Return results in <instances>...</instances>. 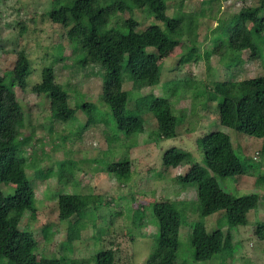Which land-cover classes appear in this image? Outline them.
Returning a JSON list of instances; mask_svg holds the SVG:
<instances>
[{"label": "trees", "instance_id": "trees-1", "mask_svg": "<svg viewBox=\"0 0 264 264\" xmlns=\"http://www.w3.org/2000/svg\"><path fill=\"white\" fill-rule=\"evenodd\" d=\"M213 1L203 2L205 5L209 4L208 13L213 9ZM166 2L56 0L49 11L50 20L61 24L66 29V36L76 41L71 51L74 62L80 65L96 63L102 69V93L106 106V116L102 119L106 124L104 137L108 148L114 143L124 145L123 148L126 146L127 149L132 147L136 144V137L147 129V121L153 127L148 131L151 141L177 136L175 103L180 99H190L193 110L197 102L201 104L198 108L202 110H207L211 103L217 113L218 125L264 140V75L237 80H213L203 84L196 77L183 74L167 80L160 94L152 90L142 92V89L158 84L160 56L174 48L183 37L195 38L198 17L204 14L205 5L201 4L198 9H180L168 15ZM218 6L211 15L214 18ZM132 8L145 12L158 23L140 28L137 21L129 16L116 27H107L115 14ZM215 24L216 52L221 59H232L223 67L224 70H233L232 67L237 66L241 52L252 57L263 55L264 0H257L254 6L241 7L225 19L217 18ZM184 59L194 60V52ZM11 72L12 80L20 87H25L30 64L24 51L16 54ZM124 82H129L130 88L124 89ZM31 90L42 96L43 102L60 115L62 127L69 131L60 135L62 141L69 140V136L77 133L81 134L99 119L78 124L75 107L69 105V91L55 80L50 65L43 67L39 81L32 85ZM22 119L23 112L15 94L0 75V183L8 181L13 185L10 195L4 194L0 189V258H5L8 264H74L69 256L70 241L73 236H77L81 215L87 214L95 218L92 211L84 212L86 205L78 194L62 190L58 193L57 216L59 221L67 223L57 254L44 255L37 247L31 230L27 226L18 228L24 212H29L31 221L35 220L36 214L34 190L26 174V168L33 166V160L28 163L24 149L15 144L19 134L18 124ZM223 129L205 132L195 139L202 153L200 161L194 160L189 151L174 145L161 153L162 162L168 167L189 165L187 171L176 175L173 181L177 183L175 186L180 185L194 192L195 206L200 205L201 214H217L218 218L224 215L225 218V228L215 226L214 229L207 230L202 222L193 223L189 243V258L193 261L205 262L216 257L218 264H227L225 257L235 249L231 241V228L247 225V214L258 206L257 193L236 195L226 190L218 181V178L223 177L258 176V167L255 170L252 165L242 163L235 149L239 145L234 146L233 138ZM129 139L131 142H127ZM70 143L74 142L70 140ZM104 152L106 151L102 153ZM62 155L56 161L57 169L54 173L51 169L36 167L35 174L44 178L54 174L57 183H62L63 186L68 184L71 178L66 174L72 172L69 168L71 157L65 150ZM65 155L69 157L65 158ZM102 169L118 180L125 181L130 171L126 151L103 165ZM170 190L169 188L167 192L165 189L162 197L148 204V221L156 224V230L153 249L151 247L144 264H166L170 260L173 264H183L178 247L179 228L187 224V214L194 202L190 205L186 200H171ZM127 210L132 214L133 220L142 222L143 209ZM103 219L104 216L102 224ZM47 234V228L43 227L42 237ZM99 234L102 233L99 231ZM254 234L258 239L264 240V221L254 224ZM89 260L93 264H113L114 252L110 248L100 250ZM76 264L80 262L77 261Z\"/></svg>", "mask_w": 264, "mask_h": 264}, {"label": "rangeland", "instance_id": "rangeland-1", "mask_svg": "<svg viewBox=\"0 0 264 264\" xmlns=\"http://www.w3.org/2000/svg\"><path fill=\"white\" fill-rule=\"evenodd\" d=\"M55 1L0 0V75L15 94L23 112L15 144L24 149L27 162L33 160V166L26 168V174L35 195V220L31 221L29 212L26 211L19 220L18 228L27 226L31 230L41 253L47 256L57 254L59 243L66 233L67 222L59 221L56 200L60 190L73 192L84 200V212L92 211L95 216L91 218L87 214L81 215L77 236H73L70 241L69 256L73 263L78 261L80 264H93L89 260L92 255L110 248L114 252L113 264H144L151 247L153 249L156 230V224L148 221V204L162 197L165 189L169 192L170 188L171 200H186L190 205L194 202L187 214V224L179 228L178 247L183 264H218L216 257L205 262L191 260L189 243L195 221L202 222L207 230H211L215 226H225L224 215L221 218L217 214L202 215L200 205L195 206L194 192L180 185L175 186L177 183L173 181L176 175L184 174L189 165L168 167L161 159L163 150L174 145L189 151L194 160H201L202 153L195 139L205 132L224 128L216 121L217 113L213 105L210 103L207 110H202L198 108L201 104L197 102L193 110L190 99H180L175 103L177 136L153 142L148 136V131L153 129L152 123L147 121V129L136 137V144L132 147L127 149L126 146L123 148L124 145L114 143L109 149L104 137L106 124L102 119L106 116L102 69L96 63L80 65L74 62L71 51L76 44L75 39L68 38L66 29L49 18V11L54 7ZM166 1L168 15L180 9L194 10L201 4L205 5V0ZM256 3L257 0H214L211 4L213 9L209 13V4H206L204 14L197 20L196 37H183L174 48L160 56L158 84L150 87L151 89L144 88L142 92L152 90L160 94L167 80L183 74L196 77L203 84L213 80H237L264 75V51L260 57L241 52L237 66L229 71L223 67L232 59H221L216 52V19H225L239 8L254 6ZM217 6L219 8L214 18L211 15ZM129 16L137 21L140 28L158 23L145 12L132 8L115 14L107 27H116ZM19 51L26 53L30 64L25 87H20L12 80L11 70ZM192 52L194 60H185ZM49 65L55 80L69 91V105L75 107L78 124L99 118L81 134L69 136V140L65 141L61 140L60 135L69 131L62 127L60 115L43 102L42 96L31 90L32 85L39 81L43 67ZM123 88H130V83L124 82ZM223 130L229 132L234 146L239 145L235 149L242 163L252 165L255 170L258 167L257 177L239 175L234 178H218L220 185L236 195L250 192L258 194V206L247 214L248 224L231 228V241L235 249L224 261L227 264H264V240L258 239L254 234V224L264 221V140L227 128ZM70 140L74 143H70ZM64 150L71 157L69 168L72 174H66L71 178L68 184L63 186L62 183H57L54 174L47 178L35 174L36 167L51 169L54 173L57 169L56 161L62 158ZM103 151L106 152L102 153ZM125 151L130 171L128 178L120 181L102 168ZM66 157L69 156L65 155ZM12 188L13 185L8 181L0 183V189L6 195L11 194ZM128 208L143 209L145 217L143 216L142 222L133 220ZM43 227L48 230L45 237H42ZM0 262L8 261L0 258ZM166 264H173V261Z\"/></svg>", "mask_w": 264, "mask_h": 264}]
</instances>
